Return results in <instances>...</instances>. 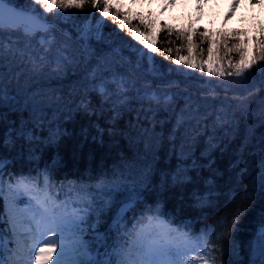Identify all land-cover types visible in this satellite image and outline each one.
Instances as JSON below:
<instances>
[{"label": "trees", "instance_id": "obj_1", "mask_svg": "<svg viewBox=\"0 0 264 264\" xmlns=\"http://www.w3.org/2000/svg\"><path fill=\"white\" fill-rule=\"evenodd\" d=\"M15 2L26 3V0ZM76 11L81 17L95 21L93 17H86L92 9L86 7ZM126 13L130 23L124 29L107 18V30L113 32L118 29L116 40L124 44L130 41L133 45L141 44L129 35L130 30L142 33V39L151 36L154 31L153 43L157 52L152 55L155 56L154 68L158 74H152L151 62L144 59L137 71L139 87L123 98L116 97L113 91L115 85L109 82L105 83L109 89L107 97L99 95L95 89L101 83L88 78L97 60L93 57L81 59L79 56V51L88 45L93 53L106 54L109 45L80 42L74 24L70 21L58 22L52 14L45 16L48 21H56L61 29L57 32L62 35L67 33L76 42L73 47L77 55L76 63L56 76V62L50 60L39 69L34 68L27 57H10L5 61L4 92L0 101V156L9 161L7 171L17 176L31 174L36 177L47 168L54 183L65 185L60 201L67 199L70 202L78 197L67 194L69 185L95 189L97 177L111 178L123 173L131 178V186L133 181L139 183L147 175L145 183L151 186L140 197V207L135 213H124L127 217L124 223L128 228L142 217L159 215L175 228L201 235L205 230L210 232L213 225L223 223V218L227 217L232 240L224 245L227 250L224 259L231 260L233 264H261L264 120L260 118L259 108L264 93L258 92L256 97L251 98L245 112L236 103V97L246 95L243 88L225 90L218 87L215 92H209L207 88L211 85L205 86L201 77L204 81L218 83L224 78L208 77L207 72L201 73L199 69H188L184 64L174 63L176 59L190 55L187 43L182 37L178 38L177 33L192 31L193 44L197 47L203 44L208 48L209 40H201V35L208 31L205 27L187 30L186 27L155 21L152 15H143L141 11L134 13L131 8ZM96 16H99L98 12ZM76 19L79 22V18ZM141 19L153 24L154 29H146L140 23ZM123 20L121 15L120 22ZM244 23H248L247 20ZM250 23L247 28L256 30L259 23ZM238 29L222 26L218 29L220 33L216 34L222 36V44L225 39L233 43L242 38ZM252 38L255 39V36ZM258 38H264V35ZM11 39L16 41L17 37L12 36ZM39 44L38 40L33 50H37ZM139 48L151 51L142 45ZM122 54L132 62L138 61L139 54H133V49L129 47H123ZM223 57L221 55L219 59ZM169 67L182 68L187 75L178 76L176 72L169 71ZM225 70L228 71L227 67ZM171 80H179L181 89L187 86L194 102L189 104L187 93L171 104L170 101H162L157 105L143 98L145 83H151L156 89L161 86L170 89L166 85ZM227 80L235 78L227 77ZM248 86L258 88V79L250 81ZM37 88L49 92L38 94L43 103L31 100L37 98ZM205 97L209 100L204 102ZM211 99H214L213 105ZM81 100L90 102V112L79 107ZM223 109L225 111L222 112ZM21 133H26L27 138H35L31 146L25 138L16 139ZM57 134L59 143L49 144V138L55 141ZM9 138L16 140L15 147H5ZM30 152L35 155H30ZM177 176L188 179L176 184L173 180ZM246 192L250 194L251 203H242L239 198ZM91 195H96V192L93 190ZM237 208H246L247 211L232 228L231 219ZM2 210L3 201L0 200ZM110 226L114 228V218L108 215L99 231L103 233ZM221 231L218 230L215 235H220ZM84 239L90 246L92 257L109 258L104 253H111L112 248L103 247L96 232L86 230ZM109 243L116 245L120 241L113 235ZM0 251L6 254L3 249Z\"/></svg>", "mask_w": 264, "mask_h": 264}, {"label": "snow or ice", "instance_id": "obj_2", "mask_svg": "<svg viewBox=\"0 0 264 264\" xmlns=\"http://www.w3.org/2000/svg\"><path fill=\"white\" fill-rule=\"evenodd\" d=\"M86 7L93 10L86 13V17H93L96 22L93 25L91 21L85 19L83 27L78 29L82 40L91 35L101 40V27L107 25L105 18H111L113 23H118L120 29H124L130 23L128 14L121 13L111 0H26V3L0 0V101L3 99L4 92L2 82L6 70L5 61H8L10 57L19 56L21 59L27 57L34 68L39 69L49 59L50 50L56 48L58 51L55 59L57 69L54 75L56 76H60L66 68L76 63V52L69 51L67 41L61 42L55 35L61 29L58 25L50 23L43 13H52L55 9L83 10ZM79 14V12H57V17L70 21ZM121 15L124 17L123 22H120ZM140 23L144 24L146 29H154L153 24L146 23L143 19ZM151 34L154 35V31ZM193 34L192 31L177 33V37H182L187 43L190 53L195 46ZM113 35H117L115 30ZM129 35L134 36L136 41L151 50L150 53L146 52L128 41V47L133 49V54H139L137 62L126 59L122 54L121 46L117 45L115 40L112 45H109L107 54L93 53L88 47L79 51L81 59L93 57L97 60L91 74L94 80L99 78L101 81V85L95 91L102 97L108 95L109 89L105 86V82L110 79L119 89V92L114 94L118 98H123L129 85L135 87L139 64L144 59L151 62L152 74H158L154 68L155 56L152 55L157 52L154 43L142 39L143 34L135 29L130 30ZM12 36H16L17 40L13 41ZM205 36L206 34L201 35L202 41ZM38 40L40 41L38 51L33 50V45ZM209 43L211 46L207 48V60L198 62L190 54L176 59L174 63L184 64L188 69H199L201 73L205 72L204 65L207 64L208 77L224 78L218 83L204 81L201 77L205 86L211 85L207 88L209 92H215L218 87L225 90L235 87L243 88L246 95L236 97V103L247 112L251 98L256 97L258 92L264 93V38L257 41L254 54H248L247 41L235 42L229 47L225 39L223 48L226 50L225 56L228 57V71L219 59L213 60L216 41L210 40ZM167 51L170 52L171 49ZM233 52L239 54L238 59L233 60L228 55ZM216 55L219 57L218 52ZM169 71L176 72L178 76L187 75L182 68L169 67ZM227 77H234L235 80L228 81ZM257 79L258 88L248 86L250 81ZM166 86L175 89L172 95L179 96L187 93L189 104L194 102L187 86L180 88L179 80L168 81ZM143 91L145 93L143 98L150 102L154 101L157 105H160L162 101H170L172 98L167 92L157 94L152 89L151 83H145ZM36 101L38 104L43 103L39 95ZM89 103L81 100L79 107L85 112H90ZM259 113L260 118L264 120V97L260 100ZM98 132H101L99 128ZM19 138H25L29 146L35 139L27 138L26 133L16 137V139ZM53 142L59 143V134L55 141L49 138V144ZM15 143V139H6L5 147H15ZM30 155L34 156L35 153L30 152ZM8 163L5 157L0 156V200L3 201V210L0 211V225H3L0 227V249L8 248V243L14 246L8 249L9 254L6 258L0 251V264H233L231 260L224 259L227 252L224 245L232 240L231 232L228 231L227 217L223 218V223L213 225L210 232L205 230L201 235L173 228L168 221L160 219L159 215L142 217L128 228L124 223L127 219L124 213H135L140 207L138 203L140 197L151 186L150 183H145L148 179L147 175L139 183L133 181L131 186H129L131 178L125 177L123 173L118 176L113 175L111 178L97 177L95 189L82 188L78 184L69 185L67 194L69 196L75 194L78 197L70 202L67 199L60 201L59 196L65 185L54 183L47 168L36 177H32L31 174L17 176L7 171ZM187 179V177L177 176L173 182L182 184ZM261 181V188L264 189V174L261 175ZM93 190L96 195H91ZM239 198L242 203H251L250 194L247 192ZM198 199L202 201V198L198 197ZM71 205L77 206L71 207ZM245 211H247L246 208H237L230 227H236L240 216ZM108 215L114 218V228L110 226L101 233L99 228ZM261 227L264 229V218L261 220ZM221 229V234L215 235ZM86 230L96 232L103 247L112 248L111 253L107 251L104 253L109 257L108 259H97L91 256L90 246L84 239ZM6 235L10 236L11 240L6 242ZM25 235L31 237L30 246L24 239ZM113 235L120 243L116 245L109 243ZM260 238L261 264H264V230L261 231ZM197 250L202 255L194 261L187 254ZM69 256L70 258H67Z\"/></svg>", "mask_w": 264, "mask_h": 264}, {"label": "rangeland", "instance_id": "obj_3", "mask_svg": "<svg viewBox=\"0 0 264 264\" xmlns=\"http://www.w3.org/2000/svg\"><path fill=\"white\" fill-rule=\"evenodd\" d=\"M111 2L114 5H116L119 8V10L123 11L121 13H126L127 10L131 8V10L134 13L141 11L143 12V15H146V14L152 15L155 21L158 20L159 22H162L164 24L169 23V24H172L174 27L176 26L186 27L187 30L196 29L198 27H205L208 31L206 32V36L204 37V39H207L209 41L210 40L216 41V47L214 48V53H213L214 61L219 59L221 55L225 56L226 50L223 48V44L221 43L222 36H220V34H216V33H220L218 29H220L222 26L223 27L227 26V28L228 27L233 28V26L234 28L236 27L239 28L238 33L242 35L241 36L242 38H239V40L236 42L247 41L248 42L247 43L248 54H254L257 41L261 39V38H258V36L264 35V0H255V1L254 0H111ZM57 12H77V11L76 9H55L52 13H43V15L52 14V16H54V18H56L58 22L64 23L65 20L57 17ZM76 18H79L78 19L79 22L77 21ZM105 20H107V18H105ZM246 20L248 23L250 22H252L253 24L259 23L256 30L253 29L252 31L251 28L249 27L247 28L248 23H244ZM70 22L74 24V27L76 28V30H78L79 28L83 27L85 18L83 16L81 17V14H79L78 17H73L72 20H70ZM91 22L93 25H95L96 21L94 22L91 21ZM146 23H149V22H146ZM107 25H108V20H107ZM107 25L106 26L102 25L101 27V35H102L101 40H97L95 38V35H91L87 37L86 39H83V40L80 39V42H83L86 45L88 44H91V45L99 44L100 45L101 43L112 45L113 41L115 40L116 44L120 45L121 48L128 47V44H124V42L120 43L119 41L116 40L117 36L113 35V32H109V30H107ZM118 32L119 30L116 29L115 33L118 34ZM55 35L59 41L61 42L67 41V46H68L69 51H74L73 47L76 45V42H74L73 39L69 38L68 35H62V34H59L58 32H56ZM77 35H78V38H80L79 31H77ZM253 36H255V39L252 38ZM153 37H154L153 34L151 36L147 35L145 39L154 42L155 40ZM49 39H51V37H49ZM233 43L228 42L229 47H231V44L233 45ZM207 44L211 46L209 42ZM134 45H138V44L134 43ZM138 46H141V45H138ZM217 52L219 53V57H217L216 55ZM190 54L193 55L197 59L198 62H200L201 60H207L208 58L207 48H205L203 44L200 45V47H197V45L194 46ZM57 55H58L57 49L56 48L51 49L49 52V59L46 61L49 62L50 60L51 62L55 63V58ZM228 55L233 60H236L239 58L238 53H230ZM223 59L226 60L228 59V57L225 56L223 57ZM223 59L221 60L219 59V60L223 62L224 61ZM43 65H46V64H43ZM223 65L224 67H227V60L225 63H223ZM204 67L206 68L205 72H207V64H205ZM45 68H49V66H46ZM91 73L90 75H88V78L89 80L94 81ZM96 80L101 83L99 78H97ZM106 82L112 83L110 79H108ZM138 87L139 85H138L137 76H136L135 87H132L131 85H129L126 89L125 94L131 93ZM152 89L155 90L157 94H160L161 92H167L168 95L172 97L169 104H171L175 99L180 97V95L179 96L172 95V93L175 91L174 88L165 89V87L161 86L158 89L156 88H152ZM142 90H143V87H142ZM37 91H38L37 95L39 93L43 95H45V93H49L47 89H43V88H37ZM113 91L115 93H118L119 89H117L115 86L113 88ZM116 97L118 96L116 95ZM31 100L34 101L36 99L34 97ZM207 100H209V98L207 97L203 99L204 102ZM213 101L214 99L210 100V102H212L211 103L212 105H213ZM223 111L225 110L223 109L222 112ZM76 206L77 205H71V207H76ZM21 207H24V205H21ZM24 239L27 245L30 246L31 237L29 236L27 238L24 237ZM5 240L7 242L11 240V237L6 235ZM13 246L14 245L12 243H8V248L3 249L6 252V254H4L5 258L9 254L8 249L12 248ZM187 255L188 257H191L195 261L198 259L200 255H202V253L199 250H197L194 252H189Z\"/></svg>", "mask_w": 264, "mask_h": 264}, {"label": "water", "instance_id": "obj_4", "mask_svg": "<svg viewBox=\"0 0 264 264\" xmlns=\"http://www.w3.org/2000/svg\"><path fill=\"white\" fill-rule=\"evenodd\" d=\"M49 22H50V23H54V24H56V25H57L56 21H54V20H53V21H49Z\"/></svg>", "mask_w": 264, "mask_h": 264}, {"label": "bare ground", "instance_id": "obj_5", "mask_svg": "<svg viewBox=\"0 0 264 264\" xmlns=\"http://www.w3.org/2000/svg\"><path fill=\"white\" fill-rule=\"evenodd\" d=\"M254 1H255V0H254ZM24 237H25V238H27L28 236H27V235H25Z\"/></svg>", "mask_w": 264, "mask_h": 264}]
</instances>
